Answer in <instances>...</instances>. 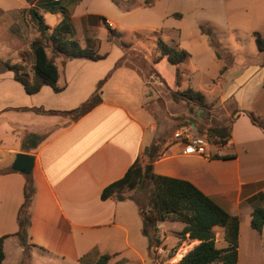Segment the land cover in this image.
Here are the masks:
<instances>
[{"label":"crops","instance_id":"crops-1","mask_svg":"<svg viewBox=\"0 0 264 264\" xmlns=\"http://www.w3.org/2000/svg\"><path fill=\"white\" fill-rule=\"evenodd\" d=\"M27 7L26 3L3 12L14 14ZM47 15L54 17L52 25ZM43 18L50 32L62 16L46 13ZM107 23L114 28L111 21ZM20 24L17 34L12 28V18L0 24V46L4 45L10 52L15 49L20 58L17 63L24 67L25 56L31 58L30 70L33 59L29 44L35 34L29 24ZM75 40L82 47L86 45L82 39ZM104 53L106 57L98 61L70 59L61 63L62 59L56 58L58 85L64 86L60 92L43 86L37 93L28 95L14 80L12 72L0 69V170L6 171L0 174L4 264L9 256L15 258L17 252L13 234L18 229L16 215L23 202L26 180L25 174L11 168L17 153L34 157L29 174L33 196L28 249L44 256L42 264H93L103 254L121 256V252H128L131 258L139 255V240L135 235L140 226L131 206L125 204L131 191L125 192L127 198L123 200H102L100 195L103 188L120 179L142 158L144 149L156 141L158 124L150 107L152 100L147 96L146 77L134 65L125 63L124 54L117 46L112 45L100 54ZM120 59L123 61L118 66ZM191 60L189 55L179 66L182 80L176 87L184 90L191 85L211 107L230 100L234 108L230 113L225 110L228 116L232 114L230 138L224 146H207L206 154H186L181 142L168 138L160 158L149 164L150 171L192 183L229 214L237 216L240 231L243 222L249 223L252 208L261 203L260 199L252 198L264 195V132L246 115L253 112L264 123V56L248 55L239 69L228 72L227 78L216 77L210 83L209 78L204 83L199 80L198 85L190 82V72L183 74L181 70ZM163 61L166 62L163 59L152 63L154 69ZM106 76L99 91L100 102L75 121L33 111L74 109L94 93L97 83ZM186 107L190 118L195 119L194 124L200 127L208 112L188 104ZM30 135L37 139L28 138ZM212 154L228 158L211 159ZM165 222L172 231L183 228L180 222L163 221L158 224V231L167 232L161 228ZM214 229L221 236L219 248L226 247L224 229ZM186 240L188 248L198 244L187 235Z\"/></svg>","mask_w":264,"mask_h":264},{"label":"rangeland","instance_id":"rangeland-1","mask_svg":"<svg viewBox=\"0 0 264 264\" xmlns=\"http://www.w3.org/2000/svg\"><path fill=\"white\" fill-rule=\"evenodd\" d=\"M25 4L24 0H0V24L12 18V28L17 34L21 22L29 24L25 8L14 14L4 12ZM58 5L71 14L67 24L74 39H90L97 44L99 53L108 51L112 45L117 46L124 54L125 63L134 65L146 77L147 96L152 100L150 107L158 124L156 141L161 144V152L164 144L172 139L173 132L180 126H186L185 121L188 122L192 116L186 107L187 103L171 99L170 91L177 89L173 68L164 61L157 65V70L153 67L159 39L169 45L175 43L191 55V63L184 64L181 70L183 74L191 73L190 82L195 85H198L199 80L204 83L208 78L209 83L216 77L227 78L228 72L239 69L248 55L264 56L258 53L253 38V34L258 33L264 39V0H61ZM46 13L42 12L43 15ZM58 14L61 16L60 12ZM51 18L54 17L47 15L50 25ZM101 18L114 24L115 31L120 35L118 39L107 40L108 31ZM201 29L210 32H202ZM70 34L67 33L66 37H71ZM210 40L218 44L216 48L211 46ZM120 41L129 47H121ZM46 52L51 55L49 49ZM216 54H219L218 60ZM0 58H11L12 63L20 59L15 49L6 51L4 45L0 46ZM25 60L28 70L31 58L25 56ZM209 108L205 121L200 124L203 129L213 124L230 122L232 114L228 116L225 110L230 113L234 104L227 100ZM150 189L151 183L146 176L135 190L128 193L129 198L125 203L131 206L140 226V231L135 235L139 240V255L131 258L130 253L121 252V256L112 258L111 262L122 259L123 264H177L176 255L180 254L181 258L191 249L185 244L188 243L186 236L182 238L180 235L181 230L172 231L167 222L161 226L167 232L158 231L160 244L148 249V241L141 234L142 221L135 201H146ZM214 232L216 247L219 248L221 236L218 229H214ZM16 243L15 258L9 256L7 264H42L43 255L31 249L21 250L18 241ZM237 264H264V228L258 234L250 228L249 223L243 222L239 231Z\"/></svg>","mask_w":264,"mask_h":264},{"label":"trees","instance_id":"trees-1","mask_svg":"<svg viewBox=\"0 0 264 264\" xmlns=\"http://www.w3.org/2000/svg\"><path fill=\"white\" fill-rule=\"evenodd\" d=\"M28 7L24 9L27 21L34 30V38L29 44V50L33 56V65L27 70L20 63H12L10 59H0V69L10 71L13 78L18 82L24 92L28 95L37 93L43 86L50 87L54 92H60L64 86L58 85V67L55 64L56 58H61L63 63L70 59H85L98 61L106 57V53L100 54L96 48L97 44L85 39L86 45L82 47L75 39H69L66 34L71 32L70 26L67 24L70 15L64 7L58 4L61 0H24ZM61 13V21L54 26L49 32L41 13ZM102 24L108 31L107 40L119 38L120 35L114 28H110L106 19L101 18ZM202 32L209 33V30L201 29ZM72 37L73 35L70 34ZM254 43L258 53L264 54V39L258 34H253ZM212 47L216 48L213 40H210ZM123 48L129 45L119 42ZM46 49L50 50L49 56ZM219 56V54H216ZM189 58V53L178 46L169 45L162 40L156 42L155 57L153 64L165 59L166 63L173 68L175 73L176 86H180L181 71L179 66L185 63ZM122 59L117 62L121 65ZM223 71V70H222ZM108 76V75H107ZM107 76L99 81L96 85L94 93L79 106L68 111H44L41 109H33L36 113L56 114L69 118L71 121L79 119L81 116L90 111L100 102L99 91L102 83ZM171 99L174 102L183 101L190 106L209 111V106L205 103L204 96L201 92L186 88L184 90L170 91ZM246 115L252 122L264 132V123L253 112H246ZM185 125L188 122L185 121ZM200 134L205 136L208 145L224 146L230 138L231 120L227 124H213L206 128L197 127ZM35 137L30 135L28 138ZM161 144L154 141L150 146L146 147L142 153V158H138L124 173V175L114 182L103 188L100 198L102 200L114 198L116 200L126 199L125 192L132 191L138 187L147 174L151 183L150 192L146 201L136 200L138 214L142 221L141 234L148 241V249L152 246L160 244L158 224L163 221H177L183 224L180 235L184 238L186 235L191 240H197L198 244L187 251L179 260L178 264H237L238 261V235H239V219L233 216L216 204L211 198L202 193L192 183L157 175L151 171H146V165L153 163L160 158ZM211 159H226L228 156L210 155ZM145 161V164H142ZM6 172L0 170V174ZM33 196V186L29 174L23 189V202L18 209L16 221L17 231L13 236L17 238L18 244L22 249L27 250L30 246L28 242V227L30 224V205ZM259 200L258 205L252 208L250 214L249 226L258 234L262 233L264 228V195L257 194L252 198ZM224 229V241L226 247H216V237L214 228ZM0 237V264H4L3 240ZM118 254L100 255L93 264H123L124 260L111 262V259Z\"/></svg>","mask_w":264,"mask_h":264},{"label":"built area","instance_id":"built-area-1","mask_svg":"<svg viewBox=\"0 0 264 264\" xmlns=\"http://www.w3.org/2000/svg\"><path fill=\"white\" fill-rule=\"evenodd\" d=\"M172 139L182 143L186 154H206V147L209 146L205 136L197 133L190 125L178 127Z\"/></svg>","mask_w":264,"mask_h":264},{"label":"water","instance_id":"water-1","mask_svg":"<svg viewBox=\"0 0 264 264\" xmlns=\"http://www.w3.org/2000/svg\"><path fill=\"white\" fill-rule=\"evenodd\" d=\"M201 111V109H199ZM195 119L194 118H188V124L191 126L193 130H195L197 133H200V131L196 128V125L194 124ZM34 165V157L32 155L26 154V153H17L14 157V160L11 164L12 170L22 173V174H30ZM151 166H146V171H150ZM146 176V174H144Z\"/></svg>","mask_w":264,"mask_h":264},{"label":"bare ground","instance_id":"bare-ground-1","mask_svg":"<svg viewBox=\"0 0 264 264\" xmlns=\"http://www.w3.org/2000/svg\"><path fill=\"white\" fill-rule=\"evenodd\" d=\"M176 256H177V257H176V259H175V260L177 261V260H178V258H179L181 255H180V254H177Z\"/></svg>","mask_w":264,"mask_h":264}]
</instances>
